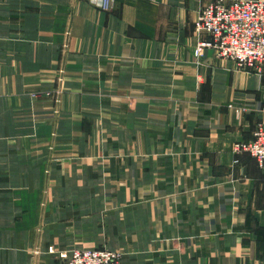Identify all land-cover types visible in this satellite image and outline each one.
<instances>
[{
  "label": "crops",
  "instance_id": "obj_1",
  "mask_svg": "<svg viewBox=\"0 0 264 264\" xmlns=\"http://www.w3.org/2000/svg\"><path fill=\"white\" fill-rule=\"evenodd\" d=\"M114 1L0 0V264H264V171L233 151L264 118V73L195 57L204 0ZM53 132L65 162L44 179L48 148L22 139Z\"/></svg>",
  "mask_w": 264,
  "mask_h": 264
},
{
  "label": "built area",
  "instance_id": "obj_2",
  "mask_svg": "<svg viewBox=\"0 0 264 264\" xmlns=\"http://www.w3.org/2000/svg\"><path fill=\"white\" fill-rule=\"evenodd\" d=\"M101 9H114V0H101ZM197 32L208 36L195 56L213 50L218 58L236 64L240 70L264 68V0H214L201 10ZM264 115V109H263ZM236 154H248L264 171V118L258 122L250 142L233 146ZM63 264H121L119 254L107 249L76 250L63 257Z\"/></svg>",
  "mask_w": 264,
  "mask_h": 264
},
{
  "label": "rangeland",
  "instance_id": "obj_3",
  "mask_svg": "<svg viewBox=\"0 0 264 264\" xmlns=\"http://www.w3.org/2000/svg\"><path fill=\"white\" fill-rule=\"evenodd\" d=\"M211 1H214V0H204V2L201 5V10L207 3L211 2ZM97 5H98L97 8H99L104 13H111L115 9L114 8L113 10H111L109 12H105V11H103L101 9V4H97ZM195 29H196V23H195ZM196 33L199 34L197 32V30H196ZM202 56H200L199 58H201ZM246 72L256 73V74H263L264 73V68L262 70H260V71H246ZM57 79H58V76H57ZM30 97H31V99L34 102H38V100L46 101V102L48 100H51L52 102H54L55 105L52 106V108H50L49 111H51V113H52L53 121L55 120L57 122L59 120V117H61V106H60V103H59L60 100L58 102L54 100L55 97H53V92H48L46 90L45 91H43V90L33 91V92L30 93ZM231 108L235 109L238 114L241 112V109H244V111H246V108H240V107H234V106H231ZM244 111H242V112H244ZM19 115H20V119L30 118V116L27 113H23V114H19ZM29 120L33 121V119H29ZM55 126H56V124H54V127ZM56 137H57V135L53 132L49 138L48 137H43L42 139H39L38 141H36L34 139H30V138L22 139V143H26L27 141H30V142L33 141V142H35V144H36L35 147H37V148H42V147L48 148L46 158L42 157L41 161H40V158L36 159V166H41L42 167L41 168V175H42V178H44V179L49 178V175H50V172H51V165L53 166L54 164L57 163L61 167L64 166V165H61V163L65 162L64 161V157L65 156L63 155L64 154V150L63 151L62 150H59V151L57 150L59 148V143L57 142ZM41 142H42V144H40ZM0 145H2V144L0 143ZM233 151H234V148H233ZM38 153L42 154L41 151H38ZM56 153L58 154V156H56ZM39 161H40V163H39ZM31 189L32 188H27V189L25 188V190H30V191H31ZM50 189H51V187H42L41 191L42 192L44 191L45 196H48L50 194V192H49ZM107 250H110V249H107ZM73 251H76V250H73ZM73 251H71V252H63L59 256L60 259L63 260L64 256H69L70 254H72ZM110 251H112V250H110ZM48 252L53 254L54 253L53 248L49 249ZM112 252H115V253L119 254L120 263L123 264V255L120 252H118V251H112ZM35 254L39 255L40 253H39V251H36Z\"/></svg>",
  "mask_w": 264,
  "mask_h": 264
},
{
  "label": "bare ground",
  "instance_id": "obj_4",
  "mask_svg": "<svg viewBox=\"0 0 264 264\" xmlns=\"http://www.w3.org/2000/svg\"><path fill=\"white\" fill-rule=\"evenodd\" d=\"M200 13H201V10H200ZM200 13H199V17H200ZM199 17H198V20H199ZM198 20L196 21V24H197V22H198ZM199 33V32H198ZM199 34H201V33H199ZM201 42V41H200ZM199 42V43H200ZM207 50H210V49H207Z\"/></svg>",
  "mask_w": 264,
  "mask_h": 264
}]
</instances>
